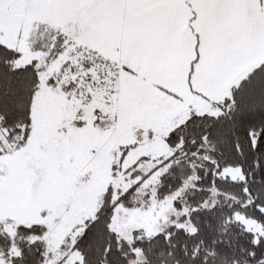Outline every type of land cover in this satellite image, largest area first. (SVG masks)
I'll use <instances>...</instances> for the list:
<instances>
[{"label":"snow or ice","instance_id":"obj_1","mask_svg":"<svg viewBox=\"0 0 264 264\" xmlns=\"http://www.w3.org/2000/svg\"><path fill=\"white\" fill-rule=\"evenodd\" d=\"M0 264H264V0H0Z\"/></svg>","mask_w":264,"mask_h":264}]
</instances>
